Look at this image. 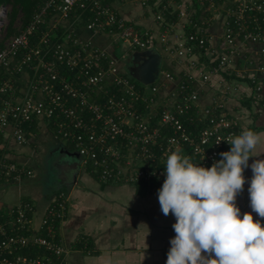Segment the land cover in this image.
Here are the masks:
<instances>
[{
  "label": "built area",
  "instance_id": "2783aa9c",
  "mask_svg": "<svg viewBox=\"0 0 264 264\" xmlns=\"http://www.w3.org/2000/svg\"><path fill=\"white\" fill-rule=\"evenodd\" d=\"M193 1L189 14L178 0H160L154 20L163 24L165 15L175 12L186 31L173 50L180 58L199 48L207 69H198V77L160 69L146 84L133 80L119 63L135 51L153 49L148 29L125 21L105 0H43L27 25L0 47V185L33 176L11 153L15 145L29 144L39 122L54 140L77 152L100 181L141 184L151 193L162 187L172 152L204 168L222 159L219 154L230 151L228 142L247 130L242 124L246 112L227 109L238 88L224 76L240 72L235 66L240 55L251 64L245 55L250 45H259L252 53L264 56V0ZM214 22L222 31L211 44L213 35L206 28ZM81 28L92 36L109 35L128 50L116 57L84 37ZM160 40L166 42L165 33ZM255 71L264 76V65ZM251 82V104L256 105L264 85L256 77ZM205 84L219 87L209 104L201 101ZM69 200V193L59 192L40 227L30 201L16 204L6 217L1 214L0 264H66L69 249L57 222L65 217ZM38 229L45 235L36 234Z\"/></svg>",
  "mask_w": 264,
  "mask_h": 264
},
{
  "label": "crops",
  "instance_id": "0c3cea01",
  "mask_svg": "<svg viewBox=\"0 0 264 264\" xmlns=\"http://www.w3.org/2000/svg\"><path fill=\"white\" fill-rule=\"evenodd\" d=\"M109 1L125 21L150 31L155 43L153 50L159 56V70L165 69L178 77L185 71H191L198 77V69H207L205 56L199 48H193L180 58L176 54V45L181 41L186 28L175 15L171 21L176 23L166 26L154 20L152 9L127 0ZM178 1L185 4L189 14L196 6L193 0ZM206 29L207 34L213 35L210 43L216 44L222 31L221 25L214 22ZM81 32L112 55L120 57L116 50L120 49V53L123 51L118 47L121 43L113 42L111 36H92L83 28ZM162 33L166 34V42L160 40ZM258 48L259 45L246 47L245 55L251 64H247L241 55L236 57L235 66L240 72L236 74L234 71L230 76L225 74L224 79L238 88V91H234L235 95L229 98L227 109L231 112H246L247 117L242 124L261 137L260 144L249 157V167L243 171L245 182L242 191L236 195L235 204L240 209L241 218L244 213H250L253 221L260 220L261 227H264V218H260L250 207L248 192L253 177L251 164L256 160H264V90L259 102L251 104L254 95L252 77L264 85V76L259 77L255 71L259 64L264 65V56L252 53ZM216 55L212 54L211 59H215ZM191 61L195 66L190 65ZM132 65L131 56L119 63L126 74L130 73ZM201 88V101L205 104L212 102L213 97L219 94L217 85L205 84ZM32 128L29 144L15 145L11 157L31 168L34 174L20 181L0 185V215L16 204L30 201L35 205L32 217L40 227L49 204L59 192L64 191L69 193L70 200L65 217L57 224L63 244L69 249L66 264H166L170 239L175 237L172 225L176 220L171 212L167 216L162 213L158 193L147 191L144 185L100 181L95 171L82 164L79 156L66 153L74 151L54 140L44 122H39V128ZM50 140L52 144L47 142ZM35 157L40 161L45 158L47 163L44 161V164L55 173L54 182L49 186L44 185L43 170L36 168L31 159ZM3 217H6L5 214ZM35 233L45 235L46 231L38 229Z\"/></svg>",
  "mask_w": 264,
  "mask_h": 264
},
{
  "label": "clouds",
  "instance_id": "9594fccd",
  "mask_svg": "<svg viewBox=\"0 0 264 264\" xmlns=\"http://www.w3.org/2000/svg\"><path fill=\"white\" fill-rule=\"evenodd\" d=\"M260 142L259 134L243 130L210 168L177 152L168 155L158 189L162 213L171 212L176 220L166 264H264V227L250 213L241 218L235 204L245 182L243 171ZM251 169L250 207L264 218V160L254 161Z\"/></svg>",
  "mask_w": 264,
  "mask_h": 264
},
{
  "label": "trees",
  "instance_id": "16d2710c",
  "mask_svg": "<svg viewBox=\"0 0 264 264\" xmlns=\"http://www.w3.org/2000/svg\"><path fill=\"white\" fill-rule=\"evenodd\" d=\"M148 1H149L148 4L145 6H142V7L152 9V12L154 13V17H155V15L158 13L159 9L161 8V5H160L161 2H160V0H148ZM104 3L109 5L110 1L106 0ZM42 4H43V0H0L1 6L2 5H4V6L9 5L11 8L10 22H9L10 26L8 27V30H9L8 34L9 35L10 34H16L19 30V27H24V25H27V23L30 21V19L35 14V12H37L39 10V8L41 7ZM113 9H114V7H113ZM18 11H21V13H22L21 25L17 29H14V28L12 29L11 24L14 20L15 14ZM174 15H175V12H172V14L167 13L165 15L163 24H165L167 22V20H171ZM85 18H87V16H85ZM1 46H2V44H0V47ZM138 185H141V184H138Z\"/></svg>",
  "mask_w": 264,
  "mask_h": 264
},
{
  "label": "water",
  "instance_id": "95a60500",
  "mask_svg": "<svg viewBox=\"0 0 264 264\" xmlns=\"http://www.w3.org/2000/svg\"><path fill=\"white\" fill-rule=\"evenodd\" d=\"M5 6H2L3 10ZM5 13V12H4ZM5 15V14H4ZM132 67L129 69V74L139 82L151 83L156 78L159 72V56L153 49L145 51H135L131 54ZM69 155L78 157L77 152L66 151Z\"/></svg>",
  "mask_w": 264,
  "mask_h": 264
},
{
  "label": "rangeland",
  "instance_id": "374dc122",
  "mask_svg": "<svg viewBox=\"0 0 264 264\" xmlns=\"http://www.w3.org/2000/svg\"><path fill=\"white\" fill-rule=\"evenodd\" d=\"M4 6V5H3ZM1 7V5H0ZM4 14L1 19H2V25L0 26V44H4L11 36H13L14 34H8V27L10 26L9 22H10V13H11V8L9 5L5 6L4 7ZM22 19V13L21 11H18L16 14H15V17H14V20L11 24V28L13 29H17L20 25H21V20ZM118 47H121L122 48V52L124 51H127L128 48L125 44L121 43L120 45H118ZM117 54H120V49H118V51L116 50ZM129 53V51H128ZM133 80H136L134 79L130 74H128ZM247 117V116H245ZM49 144H52L53 141H47ZM68 146V145H67ZM70 148L71 151H74L71 147H68ZM33 162H35V166L36 168H39V169H42L43 170V182H44V185L46 186H49L50 184H52L54 182V179H55V173L53 170H51L47 164H44V161H46L47 163V160L45 158H43V161H40V159L37 160V158L35 157L34 159L31 158ZM50 158H48L49 160Z\"/></svg>",
  "mask_w": 264,
  "mask_h": 264
},
{
  "label": "bare ground",
  "instance_id": "6f19581e",
  "mask_svg": "<svg viewBox=\"0 0 264 264\" xmlns=\"http://www.w3.org/2000/svg\"><path fill=\"white\" fill-rule=\"evenodd\" d=\"M3 12H4L3 11V8L0 7V26L2 25V19H1V17L4 15Z\"/></svg>",
  "mask_w": 264,
  "mask_h": 264
}]
</instances>
